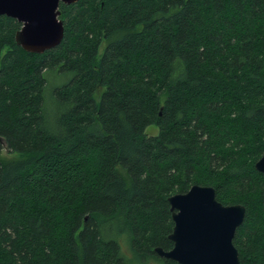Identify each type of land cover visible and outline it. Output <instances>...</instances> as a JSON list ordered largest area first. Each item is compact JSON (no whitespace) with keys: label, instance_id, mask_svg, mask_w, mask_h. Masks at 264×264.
Segmentation results:
<instances>
[{"label":"trees","instance_id":"1","mask_svg":"<svg viewBox=\"0 0 264 264\" xmlns=\"http://www.w3.org/2000/svg\"><path fill=\"white\" fill-rule=\"evenodd\" d=\"M60 7L43 53L0 16V264H180L155 248L194 184L246 206L234 244L264 264V0Z\"/></svg>","mask_w":264,"mask_h":264},{"label":"water","instance_id":"2","mask_svg":"<svg viewBox=\"0 0 264 264\" xmlns=\"http://www.w3.org/2000/svg\"><path fill=\"white\" fill-rule=\"evenodd\" d=\"M78 0H0V16L7 15L22 23L16 42L32 53H43L58 46L65 34L61 4ZM264 174V154L256 162ZM173 231L169 238L173 247H156L160 257L180 264H241L234 244L236 230L246 216L241 203L224 204L210 185L194 184L185 193L169 197Z\"/></svg>","mask_w":264,"mask_h":264},{"label":"rangeland","instance_id":"3","mask_svg":"<svg viewBox=\"0 0 264 264\" xmlns=\"http://www.w3.org/2000/svg\"><path fill=\"white\" fill-rule=\"evenodd\" d=\"M146 132L148 133V134H157V133H159V128H158V126L157 125H150L148 128H147V130H146ZM3 155L4 156H7V157H12L13 155H16V154H12V153H9L7 150H5L4 152H3ZM138 264V263H137ZM146 264H165L164 263V261L161 259V258H151L150 260H148L147 261V263Z\"/></svg>","mask_w":264,"mask_h":264}]
</instances>
